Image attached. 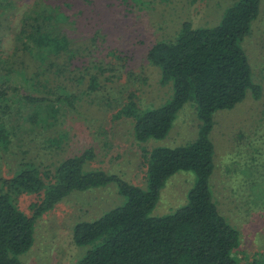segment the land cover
Returning <instances> with one entry per match:
<instances>
[{"label":"trees","instance_id":"obj_1","mask_svg":"<svg viewBox=\"0 0 264 264\" xmlns=\"http://www.w3.org/2000/svg\"><path fill=\"white\" fill-rule=\"evenodd\" d=\"M73 1L35 0L21 6L16 0H0V160L11 153L26 131L23 123L42 125V131L48 132L57 128L54 120H58L60 108L55 104L74 106L80 98L69 90V82L80 85L88 77V91L93 93L99 89V76L108 70L103 66L106 49L98 44L108 35L103 28L82 23L83 32L90 26L92 35L89 42L80 44L75 28L83 14L72 13L77 7ZM81 1L93 6L90 19L107 16L98 0ZM261 3L239 0L215 27L195 28L185 21L174 41H161L149 49L147 59L161 70V84L173 85V98L145 112L130 102L119 116L133 119L135 139L144 144L165 139L184 106L195 102L200 130L197 139L186 146L146 152V189L104 171H85L84 165L96 158L92 148L63 160L47 183L40 167L25 160L19 162L12 178L0 177V264H23L20 256L34 244L37 219L69 194L111 183L118 185L125 202L94 222L75 226L77 246L95 245L77 264H239L235 254L240 234L220 213L210 189L215 170L210 135L216 112L234 109L248 92L255 99L262 96L261 88L253 83L242 46L261 15ZM6 29L15 33L8 55L2 52L1 33ZM92 54L100 60L85 70L74 64ZM29 108H37L30 118L23 112ZM56 141L50 143L57 145ZM179 172L195 176L186 204L172 214L153 216L161 191ZM28 193L42 198L32 216L20 210L13 199L16 194Z\"/></svg>","mask_w":264,"mask_h":264},{"label":"rangeland","instance_id":"obj_2","mask_svg":"<svg viewBox=\"0 0 264 264\" xmlns=\"http://www.w3.org/2000/svg\"><path fill=\"white\" fill-rule=\"evenodd\" d=\"M16 1L25 6L35 0ZM98 1L106 17L96 15L93 20L90 19L94 8L81 0L73 1L77 7L72 13L83 14L75 28L77 36L81 37L78 40L80 44L89 42L92 35L90 26L86 28L87 32H83L85 27L82 23L103 28L108 35L106 40H98V44L106 49L107 60L103 66L108 69L99 76V89L93 93L88 91V77L80 85L69 82V90L80 96L78 102L74 106L55 104L56 108H60V114L58 120H54L57 128L53 132L42 131V125H29L30 121L23 123L26 131L12 146L11 153L0 160V177L12 178L19 162L25 160L40 167L41 176L47 183L63 160L80 156L92 148L96 158L84 165L85 171H104L146 189L147 151L158 147L186 146L197 139L200 121L195 102L184 106L165 139H150L144 144L135 139L133 119L120 117L119 113L130 102H134L142 112L169 103L174 95L173 85L161 84V70L147 59L149 49L161 41H174L185 21H190L195 28L217 26L226 11L239 0H197L195 3L191 0ZM21 14L22 11L17 14L18 21ZM88 18L90 22L87 23ZM13 26H16V21ZM14 34L9 29L1 33L2 52L6 55L14 47ZM242 46L252 68L253 83L261 88L262 96L255 99L248 92L245 100L234 109L214 114L210 138L215 148V170L210 179V189L218 210L240 234V247L235 254L238 263L263 261V264L264 165L257 166L252 159L243 167L234 165L225 169L221 166V157L244 145L259 129L264 128V0L261 15L253 24V32ZM113 51L117 53L111 55ZM98 60L100 57L92 54L76 59L74 64L85 70L91 62ZM36 110L29 108L23 112L28 113L30 118ZM51 139H57V145L50 143ZM25 151L26 154L23 153ZM233 174L245 177L236 191L226 186ZM194 184V174H175L161 191L152 215L172 214L184 206ZM13 199L20 210L32 216L34 207L42 198L28 193L16 194ZM124 202L125 198L116 183L72 192L37 219L34 244L20 256V260L23 264H77L95 245L77 246L73 240L75 226L81 222H94Z\"/></svg>","mask_w":264,"mask_h":264},{"label":"clouds","instance_id":"obj_3","mask_svg":"<svg viewBox=\"0 0 264 264\" xmlns=\"http://www.w3.org/2000/svg\"><path fill=\"white\" fill-rule=\"evenodd\" d=\"M255 159L257 166L264 165V128L250 137L248 141L239 146L235 151H229L221 157V166L225 169L232 168L234 165L243 167ZM245 177L240 174H233L227 181L226 186L233 191L239 189Z\"/></svg>","mask_w":264,"mask_h":264}]
</instances>
